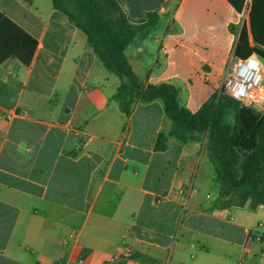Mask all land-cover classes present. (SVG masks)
I'll return each instance as SVG.
<instances>
[{"label":"crops","instance_id":"1","mask_svg":"<svg viewBox=\"0 0 264 264\" xmlns=\"http://www.w3.org/2000/svg\"><path fill=\"white\" fill-rule=\"evenodd\" d=\"M116 1L133 25L160 16L125 51L139 83L200 111L235 57L238 12ZM120 85L52 0H0V111L22 113L0 119V264H264V206H227L205 143L171 137L161 100L124 114Z\"/></svg>","mask_w":264,"mask_h":264},{"label":"trees","instance_id":"2","mask_svg":"<svg viewBox=\"0 0 264 264\" xmlns=\"http://www.w3.org/2000/svg\"><path fill=\"white\" fill-rule=\"evenodd\" d=\"M241 13L246 0H227ZM87 39L89 47L104 68L121 81L114 99L129 115L136 102L161 100L172 122L170 136L183 143H205L220 183V198L229 207L264 206V114L231 105L217 93L197 113L180 103V91L163 83L143 87L125 51L137 38H145L157 27V12L146 15L143 25L131 24L116 0H52ZM231 30L236 32L234 26ZM256 53L264 60V0H254L249 29L238 38L234 56L245 59ZM157 151L166 149V136L160 134Z\"/></svg>","mask_w":264,"mask_h":264},{"label":"built area","instance_id":"3","mask_svg":"<svg viewBox=\"0 0 264 264\" xmlns=\"http://www.w3.org/2000/svg\"><path fill=\"white\" fill-rule=\"evenodd\" d=\"M254 0H246L234 27L237 39L244 28L249 29ZM219 95L240 109L264 110V60L256 53L245 59L232 57L227 65ZM22 115L14 111H0V119L11 120ZM182 193V192H181ZM73 237V236H72Z\"/></svg>","mask_w":264,"mask_h":264},{"label":"rangeland","instance_id":"4","mask_svg":"<svg viewBox=\"0 0 264 264\" xmlns=\"http://www.w3.org/2000/svg\"><path fill=\"white\" fill-rule=\"evenodd\" d=\"M252 112H253L254 114H256V115H259V116H262V115L264 114V110H263L262 112L253 111V110H252ZM200 159H201V157H200Z\"/></svg>","mask_w":264,"mask_h":264}]
</instances>
